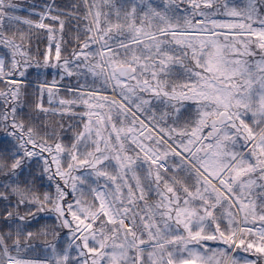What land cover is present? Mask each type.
I'll return each instance as SVG.
<instances>
[{
  "label": "snow or ice",
  "instance_id": "6c2138e0",
  "mask_svg": "<svg viewBox=\"0 0 264 264\" xmlns=\"http://www.w3.org/2000/svg\"><path fill=\"white\" fill-rule=\"evenodd\" d=\"M0 264H264V0H0Z\"/></svg>",
  "mask_w": 264,
  "mask_h": 264
},
{
  "label": "trees",
  "instance_id": "16d2710c",
  "mask_svg": "<svg viewBox=\"0 0 264 264\" xmlns=\"http://www.w3.org/2000/svg\"><path fill=\"white\" fill-rule=\"evenodd\" d=\"M58 2L62 4H70V3H74L75 0H58Z\"/></svg>",
  "mask_w": 264,
  "mask_h": 264
}]
</instances>
